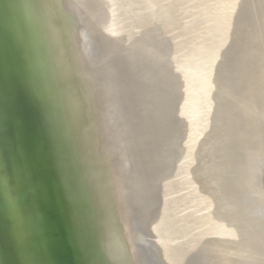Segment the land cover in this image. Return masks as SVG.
<instances>
[{"label":"water","instance_id":"obj_1","mask_svg":"<svg viewBox=\"0 0 264 264\" xmlns=\"http://www.w3.org/2000/svg\"><path fill=\"white\" fill-rule=\"evenodd\" d=\"M0 264H264V0H0Z\"/></svg>","mask_w":264,"mask_h":264}]
</instances>
